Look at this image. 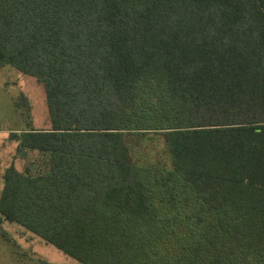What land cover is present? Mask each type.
<instances>
[{"label":"trees","instance_id":"1","mask_svg":"<svg viewBox=\"0 0 264 264\" xmlns=\"http://www.w3.org/2000/svg\"><path fill=\"white\" fill-rule=\"evenodd\" d=\"M3 65L49 127L10 133L0 222L80 264H264V0H0Z\"/></svg>","mask_w":264,"mask_h":264},{"label":"rangeland","instance_id":"2","mask_svg":"<svg viewBox=\"0 0 264 264\" xmlns=\"http://www.w3.org/2000/svg\"><path fill=\"white\" fill-rule=\"evenodd\" d=\"M49 127L45 94L41 85L32 77L23 75L9 65L0 66V190L4 171L14 166L22 171L35 157H16L17 143L10 133L21 132L29 127ZM139 163L168 168L162 141L143 143L134 152ZM0 264H80L52 245L29 233L22 227L0 222Z\"/></svg>","mask_w":264,"mask_h":264}]
</instances>
